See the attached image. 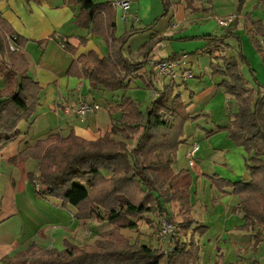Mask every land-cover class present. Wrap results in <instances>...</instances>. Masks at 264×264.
I'll use <instances>...</instances> for the list:
<instances>
[{
  "label": "crops",
  "instance_id": "0c3cea01",
  "mask_svg": "<svg viewBox=\"0 0 264 264\" xmlns=\"http://www.w3.org/2000/svg\"><path fill=\"white\" fill-rule=\"evenodd\" d=\"M114 1L95 0L97 4L112 6L114 39L136 33L124 45L123 56L130 62L143 63L142 70L129 80V88L118 92L102 86L93 89L88 79L69 75L71 66L80 59L93 54L100 60L112 56V39L94 35L78 25L80 7L68 0H0V23L19 36L22 45L19 52L29 64L27 76L40 88L35 115L20 125L21 138L0 156L15 165L6 168V175L1 172L0 177V187L4 176L8 181L10 199L6 214L0 208V264L24 259L33 244L42 250L58 251L65 250L67 244L83 247L88 244V229L98 223L79 221L75 209H63L57 200L39 199L33 181L38 163L23 159L21 153L58 133L68 137L74 132L86 141H97L114 126L121 127V111L111 114L110 109H116L124 96L145 112L173 82L188 106L190 117L198 118L186 126L173 166L177 174L182 171L191 174L192 215L198 223L196 227L206 230L203 236L196 237L201 246L198 264H264V241L252 250L251 233L240 230L246 224L244 215L236 213L241 199L232 195L231 189L219 188L221 180L239 183L245 181V176L249 180V156L228 139L227 132L220 131L229 126L237 108L225 89L219 88L225 77L215 76L212 70L214 62L222 65L221 58H236L241 48L249 64L241 66V73L249 86L256 88L250 85L251 69L259 78L264 75V65L254 47L251 30L253 24H264V0H195L192 4L189 0H168V8L163 0H133L126 15L113 5ZM230 15L236 17L235 22L221 27L219 21ZM228 35L226 45H217L219 48L202 40ZM153 41L159 44L147 61L144 48ZM173 58L182 62L179 71L190 69L193 78L173 81L152 65ZM10 66L0 69V91L17 88L14 80L19 78L7 77ZM84 102L96 103L101 109L79 117L74 110ZM138 137L126 140L121 134L111 135V139L126 143L129 150L136 146ZM193 144L200 149L191 167L187 155ZM212 180L219 183L214 185ZM166 208L173 213L172 206ZM153 221L154 227L145 220L137 222L138 229L148 235V243L143 245L169 250L172 246L157 236L161 219Z\"/></svg>",
  "mask_w": 264,
  "mask_h": 264
},
{
  "label": "trees",
  "instance_id": "16d2710c",
  "mask_svg": "<svg viewBox=\"0 0 264 264\" xmlns=\"http://www.w3.org/2000/svg\"><path fill=\"white\" fill-rule=\"evenodd\" d=\"M68 1L81 8L79 26L94 35L112 39V56L100 60L93 54L80 59L71 66L69 75L88 79L93 89L102 86L110 92L127 90L129 80L143 67V63L130 62L123 56L124 45L136 33L130 32L119 40L113 38L114 13L109 3ZM163 3L168 8V0ZM251 33L264 65V24H253ZM229 37L202 40L209 46H220L226 45ZM157 44L158 41H153L145 46L147 61ZM21 49L19 36L0 23V69L11 65L7 77L19 78L14 80L16 89L9 87L0 91V156L21 138L20 125L33 118L38 105L40 88L27 76L29 64L20 54ZM220 60L222 65L213 63V74L225 77L219 88L225 89L237 108L229 126L220 131L227 132L228 139L248 154L249 180L239 183L221 180L219 188L231 189V194L241 199L236 213L244 215L246 224L240 230L251 233L252 250H256L264 241V86L255 79L256 88H251L244 79L241 66L249 64L241 48L236 58ZM251 74L255 78L252 69ZM114 111L122 113L121 127L114 126L97 141H86L74 132L68 137L58 133L21 153L23 159L38 163L33 181L39 186L36 192L39 199L57 200L63 209H75V218L79 221L95 220L109 224L112 229L93 244L83 247L67 244L63 251L42 250L33 244L24 259L5 261V264L199 263L201 246L196 237L203 236L206 230L196 227L198 223L192 215V177L188 171L177 174L173 170L185 128L198 118L190 117L174 82L164 88L145 112L126 96L116 109H110L111 114ZM116 134L126 140L138 135V142L129 150L126 143L111 139ZM167 206H172L173 213ZM159 218L178 229L174 244L167 251L131 244L122 234V231H138L139 220L154 227L153 219Z\"/></svg>",
  "mask_w": 264,
  "mask_h": 264
},
{
  "label": "built area",
  "instance_id": "2783aa9c",
  "mask_svg": "<svg viewBox=\"0 0 264 264\" xmlns=\"http://www.w3.org/2000/svg\"><path fill=\"white\" fill-rule=\"evenodd\" d=\"M133 0H116L113 5L120 8L123 13L126 15L131 10ZM236 17L234 15L228 16L224 20L219 21L221 27H229L230 24L235 22ZM12 51H15V48L12 47ZM152 65L155 67L157 72L167 78L176 81L180 77L191 79L193 78V73L190 69L180 72L179 69L182 65V62L178 60H160L152 62ZM157 96V92H153V97ZM101 109V106L96 103H81L74 110L75 114L79 117H87L92 114H95ZM68 112L71 111L70 108H66ZM200 146L198 144H193L190 151L188 152L187 158L189 165L193 167L195 165L196 155L199 152ZM161 235L163 240H167L170 246H173L175 238L178 234V229L170 224L166 219H161Z\"/></svg>",
  "mask_w": 264,
  "mask_h": 264
},
{
  "label": "rangeland",
  "instance_id": "374dc122",
  "mask_svg": "<svg viewBox=\"0 0 264 264\" xmlns=\"http://www.w3.org/2000/svg\"><path fill=\"white\" fill-rule=\"evenodd\" d=\"M251 67V66H250ZM252 82H250V85H255L257 82L255 79H257L258 83H260L261 85L264 86V75L260 74L259 78L256 77L255 74V78L253 76H251ZM4 157V156H3ZM3 157L0 158V172H2L4 175H6V168H12V166H14L13 168H15V165L10 164L8 161L4 160L3 161ZM5 176L3 177V181H2V193L0 195V208H4V212L3 215L6 214L9 209L7 208V206L10 204L8 203V201L10 199H8V194H7V185H8V181L5 180ZM39 186L35 184V190L37 192V190ZM10 208V207H9ZM112 227L107 224V223H97L96 225H92V227H90L87 231V245L93 244L98 238L102 239L106 232L108 230H110ZM158 234L157 236L160 238V240L162 239V235H161V224L159 225V229H158ZM101 233V234H99ZM122 234L128 239V241L131 244H147L148 243V235L146 233H144V231L142 229H138V231H122ZM164 242H167V240H164Z\"/></svg>",
  "mask_w": 264,
  "mask_h": 264
},
{
  "label": "water",
  "instance_id": "95a60500",
  "mask_svg": "<svg viewBox=\"0 0 264 264\" xmlns=\"http://www.w3.org/2000/svg\"><path fill=\"white\" fill-rule=\"evenodd\" d=\"M244 180H245V181H247V180H248V177H247V176H245V177H244Z\"/></svg>",
  "mask_w": 264,
  "mask_h": 264
}]
</instances>
